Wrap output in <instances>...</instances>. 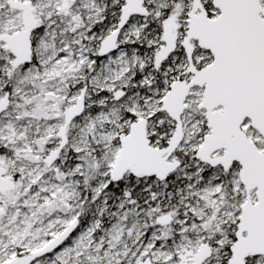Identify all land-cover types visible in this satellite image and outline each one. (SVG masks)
Masks as SVG:
<instances>
[{"label": "snow or ice", "instance_id": "snow-or-ice-1", "mask_svg": "<svg viewBox=\"0 0 264 264\" xmlns=\"http://www.w3.org/2000/svg\"><path fill=\"white\" fill-rule=\"evenodd\" d=\"M0 264H264V0H0Z\"/></svg>", "mask_w": 264, "mask_h": 264}]
</instances>
